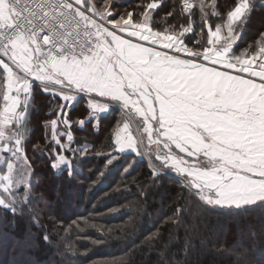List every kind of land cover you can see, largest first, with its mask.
Instances as JSON below:
<instances>
[{"label": "snow or ice", "instance_id": "1", "mask_svg": "<svg viewBox=\"0 0 264 264\" xmlns=\"http://www.w3.org/2000/svg\"><path fill=\"white\" fill-rule=\"evenodd\" d=\"M178 3L183 13L191 12L190 0ZM112 4L106 0L101 10L91 0H0V147L10 154L0 175V206L15 215L21 193L28 192L23 128L33 80L45 94L55 89L63 101L59 116L50 121L53 170L63 167L72 174L80 149L71 147L70 131L62 142L58 125L70 127L61 117L84 92L93 111H106L101 100L108 98L138 114L156 146L153 166L167 164L194 178L207 204L239 208L264 201V35L258 46L232 52L236 30L252 11L249 0H238L227 12L223 43L222 25L214 31L208 25L207 43L213 46L203 51L185 43L191 27L173 35L150 27L158 3H148L137 23L132 12L126 19L111 11ZM199 8L202 19L209 15L204 0ZM123 129L127 135L117 133L116 144L121 151L135 150L129 124ZM238 264L246 261L240 258Z\"/></svg>", "mask_w": 264, "mask_h": 264}, {"label": "trees", "instance_id": "2", "mask_svg": "<svg viewBox=\"0 0 264 264\" xmlns=\"http://www.w3.org/2000/svg\"><path fill=\"white\" fill-rule=\"evenodd\" d=\"M190 1V13L182 12L178 0H113L110 10L125 18L132 12L137 23L146 5L156 2L160 7L151 13L150 27L165 34L191 27L185 43L201 51L208 25L223 28L238 0H204L209 15L203 19L201 0ZM91 2L101 10L106 6V0ZM249 3L250 16L236 30L235 54L258 46L264 35V0ZM1 99L2 94L0 104ZM59 102L33 87L23 128L30 183L17 214L0 206V264H117L122 259L126 264H238L240 258L264 264V201L211 208L146 159L116 151L113 132L121 114L115 107L95 123L85 100H74L67 119L71 147L80 151L71 175L63 167L53 170L49 123ZM81 119L86 122L82 126L77 123Z\"/></svg>", "mask_w": 264, "mask_h": 264}, {"label": "rangeland", "instance_id": "3", "mask_svg": "<svg viewBox=\"0 0 264 264\" xmlns=\"http://www.w3.org/2000/svg\"><path fill=\"white\" fill-rule=\"evenodd\" d=\"M190 3H191V1H190ZM132 23H134V22H132ZM226 23H227V21L225 22V25H224V27L221 30V43H223L224 37L227 35ZM168 35H173V34H168ZM125 38H127V37H125ZM212 46L213 45H208V43L206 44V47H212ZM216 46H218V45H216ZM256 50L258 51V47H257ZM201 51H203V50H201ZM232 52H233V50H232ZM240 53H237L236 55H239ZM257 59H259V57H257ZM35 85H37L38 89H40V90L42 89V85H40V83L38 81L33 80L32 90H33V87ZM32 90H31V93H32ZM49 94H51L52 96H56V97H58L60 99V97L56 93L55 89H52ZM80 97L85 100V102H86V104L88 106V102H89V99H90L89 95L84 93V92H80V93H78L75 96L74 100H76V99H78ZM21 98L24 99L23 96ZM30 99H31V94L27 97V100H28L27 111L31 108ZM101 102L108 104L107 110L104 111V112H101V111H99V109H96L95 111H93V109L89 108L90 113H89L88 116L92 117L94 119L95 123H96L98 117L103 115V114H106L109 111L110 108L115 107V108L118 109L119 113L121 114V117H120L121 119L118 121L119 124H117V126L115 127L114 132H113V141H114V146H115V150L116 151H118L120 153H124V152L134 153V155H136V157L146 159L149 162L150 166L154 170L165 172V173L173 176L174 178L178 179L179 181H182L184 184H186L205 205H207V206H209L211 208H223V207L224 208H233V207H227V206H217V205H209V204H207L206 201L201 199V196L203 195V193H200V192H198L197 189H195L194 184H193V179L194 178L186 177V174L177 172L174 167H171V166H169L167 164L163 165L162 169L159 168V167H154L153 166L154 163H157V162L154 161V157L156 155V146L149 142L148 133L144 131V125L142 124V118L139 117L138 114H136L134 111L122 110V102H120L119 100L103 98L101 100ZM62 103H63V101L60 99V102L57 104V110H56V113H55V117L53 119H56L59 116L61 110L58 107V105H60ZM73 103H74V101L70 103L69 108H71L70 106L73 105ZM3 106H4V101H3V99H1L0 108H3ZM68 111H69V109H65L64 110L65 115L63 117H61V121L63 119H65V118H67ZM25 115H26V113H25ZM124 123H128L129 124L128 131H130L131 134L133 135V137L135 139H137V148L135 150L125 148V149H123L121 151L119 146L116 144L117 133H119V135L121 137H124V136L127 135V133L123 129ZM70 125H71V123H70ZM58 129H59L60 133L64 134L63 138H64V142L66 143L67 142L66 133L71 130L70 127L65 128L64 124L61 122L58 125ZM51 131L52 130H51V126H50V132ZM154 136L155 135H153V137H152L153 140L156 139V137H154ZM2 143L3 142H0V146H2ZM9 155H10L9 153L3 151L2 147H0V175L4 174V172H6V163H4L3 160H4L5 157H7ZM0 192H2V189H0ZM62 194L63 193H61V195ZM64 195L66 196L65 193H64ZM260 202H262V201H260Z\"/></svg>", "mask_w": 264, "mask_h": 264}, {"label": "crops", "instance_id": "4", "mask_svg": "<svg viewBox=\"0 0 264 264\" xmlns=\"http://www.w3.org/2000/svg\"><path fill=\"white\" fill-rule=\"evenodd\" d=\"M154 137H156V136H154Z\"/></svg>", "mask_w": 264, "mask_h": 264}]
</instances>
